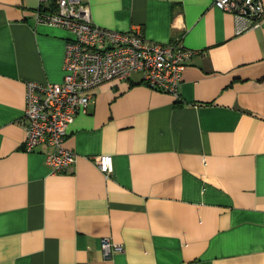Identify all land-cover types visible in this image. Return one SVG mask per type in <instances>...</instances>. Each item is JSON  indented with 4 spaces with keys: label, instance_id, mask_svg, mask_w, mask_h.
I'll return each instance as SVG.
<instances>
[{
    "label": "crops",
    "instance_id": "obj_1",
    "mask_svg": "<svg viewBox=\"0 0 264 264\" xmlns=\"http://www.w3.org/2000/svg\"><path fill=\"white\" fill-rule=\"evenodd\" d=\"M99 27L193 52L179 98L141 73L91 90L51 173L23 148L27 81L59 84L72 34L0 0V264H264V17L214 0H83ZM264 10V0H260ZM112 157L106 176L93 160ZM123 250L103 259L101 239Z\"/></svg>",
    "mask_w": 264,
    "mask_h": 264
},
{
    "label": "built area",
    "instance_id": "obj_2",
    "mask_svg": "<svg viewBox=\"0 0 264 264\" xmlns=\"http://www.w3.org/2000/svg\"><path fill=\"white\" fill-rule=\"evenodd\" d=\"M213 6L236 19L248 20L251 27L264 17L260 0H214ZM34 14L37 23L72 34L65 45L63 81H27L25 86L23 148L32 152L42 144L50 147L45 164L51 173L57 174L75 164V153L62 143L75 115L87 113L92 102L91 90L102 83L141 73V81L150 88L179 98L181 75L193 54L183 47L181 38L158 44L144 40L140 26L127 32L99 27L93 23L90 7L83 0H39ZM93 162L106 176L112 172L110 155H100ZM100 250L103 259L108 260L123 247L103 238Z\"/></svg>",
    "mask_w": 264,
    "mask_h": 264
},
{
    "label": "trees",
    "instance_id": "obj_3",
    "mask_svg": "<svg viewBox=\"0 0 264 264\" xmlns=\"http://www.w3.org/2000/svg\"><path fill=\"white\" fill-rule=\"evenodd\" d=\"M66 170V169H65ZM65 170H63V171H65ZM63 171H61V172H63ZM60 173V172H59Z\"/></svg>",
    "mask_w": 264,
    "mask_h": 264
}]
</instances>
